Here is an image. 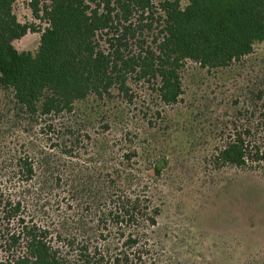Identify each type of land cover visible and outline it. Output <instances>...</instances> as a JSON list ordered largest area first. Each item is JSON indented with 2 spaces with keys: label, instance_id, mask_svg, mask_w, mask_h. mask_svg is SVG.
Listing matches in <instances>:
<instances>
[{
  "label": "trees",
  "instance_id": "1",
  "mask_svg": "<svg viewBox=\"0 0 264 264\" xmlns=\"http://www.w3.org/2000/svg\"><path fill=\"white\" fill-rule=\"evenodd\" d=\"M16 1L0 0V264H187L189 237L157 199L168 158L89 125L107 128L134 83L172 106L187 62L209 72L251 55L264 0H28L37 23L18 21ZM28 33L37 48L19 51ZM261 133L234 127L214 164L264 171Z\"/></svg>",
  "mask_w": 264,
  "mask_h": 264
},
{
  "label": "rangeland",
  "instance_id": "2",
  "mask_svg": "<svg viewBox=\"0 0 264 264\" xmlns=\"http://www.w3.org/2000/svg\"><path fill=\"white\" fill-rule=\"evenodd\" d=\"M27 1L17 0L14 13L21 23H37ZM13 45L34 52L38 34L28 33ZM181 82L180 101L172 106L160 104L145 85L132 84V103L113 107L120 112L104 116L107 128L98 121L89 133L112 141L125 135L132 141L126 150L134 146L139 156L147 150L153 158H168L175 170L161 182L164 193L157 199L164 201L163 220L173 234L189 237L191 253L182 257L187 264H264V171L217 167L212 157L234 127L240 133L258 124L264 135V43L226 69L207 72L187 62Z\"/></svg>",
  "mask_w": 264,
  "mask_h": 264
}]
</instances>
